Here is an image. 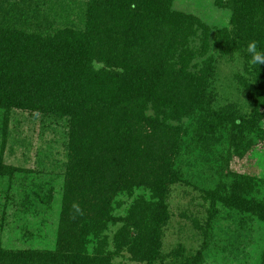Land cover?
Returning <instances> with one entry per match:
<instances>
[{
	"label": "trees",
	"instance_id": "trees-1",
	"mask_svg": "<svg viewBox=\"0 0 264 264\" xmlns=\"http://www.w3.org/2000/svg\"><path fill=\"white\" fill-rule=\"evenodd\" d=\"M216 5L231 15L229 26L212 37L200 18L174 9V0H89L83 28L50 30L52 25L46 31L42 23L28 30L16 7L0 0L5 121L14 110L69 121L55 245L0 248V264H112L123 252L139 264H201V251L184 255L177 245L170 256L162 252L171 220L168 198L185 180V153L201 162L221 160L218 183L202 189L210 202L205 237L218 206L264 222L257 178L228 171L234 156L243 159L264 142V65L251 64L247 52L252 40L264 52V0H216ZM235 56L242 69L224 77L221 62ZM240 94L245 106L236 98ZM22 172L0 155V177L12 183ZM139 187L155 201L136 202L126 218L114 216L117 196ZM40 192L44 204L54 202V185ZM31 202L26 196L22 209ZM74 202L84 213L75 219ZM116 223H123L116 251L107 252L103 238L89 253V237L100 239ZM31 229L24 226L28 235Z\"/></svg>",
	"mask_w": 264,
	"mask_h": 264
},
{
	"label": "rangeland",
	"instance_id": "rangeland-1",
	"mask_svg": "<svg viewBox=\"0 0 264 264\" xmlns=\"http://www.w3.org/2000/svg\"><path fill=\"white\" fill-rule=\"evenodd\" d=\"M1 1L6 6L16 7L15 11L23 26L30 31L39 29L41 23L45 31L52 25L50 30L65 27L81 29L89 2ZM174 9L200 18L210 28L212 37L229 26L231 13L218 7L216 0H174ZM199 45V41L194 40L191 46L197 48ZM237 59L240 60L238 56L232 62L229 58L223 59L219 68L224 77L232 78L235 72L242 69ZM240 95V98L236 97L237 101L245 106L246 99ZM236 98H231V101L235 102ZM68 142L67 119L14 110L6 122L4 110L0 109V155L5 164L24 169L12 183L8 178L0 177L1 249H53L61 212L60 190L68 162ZM220 157L221 152L218 154ZM183 160L182 174L185 180L172 187L168 198L171 220L164 233L163 254L170 256L171 251L180 245L184 255L203 252L201 264H264V222L256 217L218 206L219 213L210 222L207 237L203 234L210 202L205 199L202 189L214 188L218 183L220 175L216 169L221 165V160L201 162L196 161L194 155L187 156L186 153ZM228 171L253 175L257 178V195L264 196V142H258L243 159L234 156ZM48 184L54 185L57 192L51 205L39 199L40 188ZM26 196H31L32 202L30 208L22 209V201ZM154 201L151 192L143 187L134 189L132 193L122 192L113 203V215L126 218L136 202ZM26 225L33 228L31 235L24 230ZM122 227L123 223L110 224L100 239L90 236L86 244L88 252L93 253L99 241L106 238V251L114 253L115 237ZM112 264L139 263L123 252L115 254ZM169 264L174 263L170 261Z\"/></svg>",
	"mask_w": 264,
	"mask_h": 264
},
{
	"label": "clouds",
	"instance_id": "clouds-1",
	"mask_svg": "<svg viewBox=\"0 0 264 264\" xmlns=\"http://www.w3.org/2000/svg\"><path fill=\"white\" fill-rule=\"evenodd\" d=\"M258 42L256 40H252L247 45V52L251 56L250 63L253 65H264V52L258 51ZM73 208V219L76 218L77 215H83V210L81 209L80 205L76 202L72 205Z\"/></svg>",
	"mask_w": 264,
	"mask_h": 264
}]
</instances>
